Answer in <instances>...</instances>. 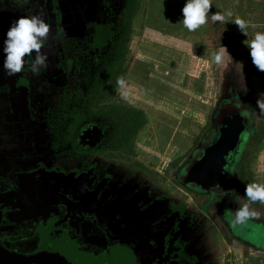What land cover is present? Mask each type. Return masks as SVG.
Here are the masks:
<instances>
[{"label": "rangeland", "instance_id": "1", "mask_svg": "<svg viewBox=\"0 0 264 264\" xmlns=\"http://www.w3.org/2000/svg\"><path fill=\"white\" fill-rule=\"evenodd\" d=\"M116 1L117 6L113 4ZM116 1L107 11L100 8L101 0H97L96 9L92 3V11L83 10L82 17L92 23L99 20L111 29L112 38L106 46L97 49L88 32L76 26H62L55 66L52 70L49 66L42 70L25 90L23 103L28 105V113L38 112L40 136L44 142L43 145L38 143L36 151L40 152L43 147L42 151L51 149L49 154L55 148L58 152L73 141L78 142L77 147L91 146L100 153V166L108 163L105 168L108 175L121 161L131 165L142 163L146 173L156 179L158 189L161 182L165 183L168 190L163 195L171 193L173 202L179 199L175 205L182 209L199 207L202 201L194 192L182 189L175 176L194 153L203 131L210 126L222 77L226 69L241 74L251 102L255 103L258 95L264 93V71L253 65L242 43L247 37L232 22L209 19L199 29L188 31L176 23L184 0ZM80 2V9H83V1ZM212 5L209 14L231 10L233 20L240 17L248 21L249 38L255 31H264V0H212ZM73 6L71 4V10ZM0 13V19L5 21L6 9H0ZM24 15V11H17L14 17ZM155 43L163 45L157 58L151 57L148 50ZM164 47L171 48L179 56H187V59L181 58L187 60L183 62L184 71L179 67L178 73L173 71L174 60L180 58L165 56ZM222 47L227 50L222 62H210L209 54ZM120 76L127 81L128 100L122 99L117 91L116 80ZM251 79L256 92L248 89L253 83ZM252 109L257 133L240 167L245 174L235 181L230 193L229 202L234 209L248 203L244 191L246 184L264 183V112L257 106ZM76 113L86 117L83 123L88 128L83 131L80 127L74 131L70 127ZM71 157L77 167L78 162L72 154ZM107 157L112 158L114 164L105 160ZM123 167L129 166L123 164ZM71 172L76 171L71 169ZM77 175L82 176L83 172ZM178 188L187 194L182 195ZM179 195L183 197L180 199ZM223 204L215 202L206 210L211 211L209 215H215L222 210ZM250 208L256 210L258 216L264 212V204L259 201L252 202ZM169 224H173L172 220ZM229 246L232 245L229 243ZM258 259L253 264H264V259Z\"/></svg>", "mask_w": 264, "mask_h": 264}, {"label": "flooded vegetation", "instance_id": "2", "mask_svg": "<svg viewBox=\"0 0 264 264\" xmlns=\"http://www.w3.org/2000/svg\"><path fill=\"white\" fill-rule=\"evenodd\" d=\"M82 1L83 9H80V0H0V9L7 11L4 13L6 20L0 19L4 22L0 24V40L5 38L12 21L17 19L14 17L17 11H24L26 15L39 12L49 25L50 19L53 18L54 31L49 34L47 47L42 49L48 53V66L52 70L56 63L62 26H76L78 30L88 32L92 45L96 24L103 29L108 27L99 20L92 23L88 18L82 17L84 8L92 11L90 4L93 3L96 9L97 0ZM114 1L116 0H101L100 8L107 11ZM132 1L134 0H130ZM71 4L75 6L72 10ZM113 4L119 5L118 1ZM109 41L106 40L102 47ZM94 47L102 48L95 45ZM2 59L0 56V66ZM40 74L42 73L32 74L27 69V64L25 70L14 76L7 75L0 67V264H116L110 253L119 243L108 238L101 222L103 220L98 219L101 211L88 210L83 194L99 198L107 190L109 183L115 180L117 170L122 169L123 164L130 163L118 161L119 165H113L112 168L116 170L111 169L108 175L105 174L108 163L100 166V153L91 146L77 147L71 142L69 147L59 149L58 152L55 151L58 148H55L49 154L51 149L42 151L43 147L37 152L38 143L44 144L40 136L39 115L38 112L28 113V105L23 103L26 98L23 96L25 90L30 88L31 82ZM240 75L233 70L230 73L226 69L218 91L220 94L217 106L209 120L210 126L203 131L194 153L186 159L175 176L182 189L194 192L202 201L197 210L219 232L222 246L228 249L226 258L224 254L225 264H253L258 258L260 261L264 259V212L262 216L250 218L243 224H235V209L229 202L233 184L245 174L240 167L244 154L251 148L257 133L252 109L256 107V101L251 102V94ZM253 83L251 82V88L248 89L256 92L257 88ZM242 86L245 89H242ZM85 120L86 117L75 124L73 118L71 129L74 131L80 127L79 130L83 131L85 127L88 128V125L83 123ZM242 123L246 126V131L232 156L227 181L221 186L218 183L210 184L217 177L209 179L204 176L206 171L195 169L202 150L218 143L222 149H228ZM71 154L78 162L77 167L71 162ZM31 158L33 160H30ZM107 158L105 160L114 164L112 158ZM141 164L130 165L133 170H144ZM71 169L76 172H71ZM80 172H83V175L77 177ZM107 175L109 177L104 179ZM200 175L213 181L201 182L198 179ZM182 189L183 195L187 194ZM215 202L224 204L222 210L216 212V216H211V211L206 208L211 209ZM175 227H179L178 222ZM187 238L188 236L178 238L173 253L176 242L169 240L171 245L166 248V259L176 253L178 259L186 264H196L197 257L187 254L184 249L189 242ZM228 242L232 246H229ZM120 246L133 253L132 245Z\"/></svg>", "mask_w": 264, "mask_h": 264}, {"label": "crops", "instance_id": "3", "mask_svg": "<svg viewBox=\"0 0 264 264\" xmlns=\"http://www.w3.org/2000/svg\"><path fill=\"white\" fill-rule=\"evenodd\" d=\"M162 46L157 43L150 46L148 50L151 57H159ZM163 53L170 58H180L174 60L176 67L173 71L178 73V67L184 71L183 62L187 63V60L182 61L181 58L187 59L186 55L183 57L180 54V57L179 53L172 52L171 48L167 47H164ZM126 165L129 167L117 170L115 180L109 183L107 190L99 198L83 194L84 204L88 210L101 211L98 219L103 220L101 222L108 238L119 243L110 253L115 263L186 264L178 259L176 253H174L176 256L171 255L167 259L165 253L166 248L171 245L168 243L169 240L176 242L172 249L173 253L178 238L188 236L189 242L184 249L187 254L197 257L196 264H225L224 254L226 258L228 249L222 246L219 232L197 207L193 209H182L180 205L178 207L175 204L180 202L179 199L173 202L171 193L163 195L168 190L164 187V182H161V188L158 189L156 179L149 176L145 169L133 170L131 165ZM178 190L183 195L181 189ZM182 195H179L180 199ZM171 218L173 224L170 225ZM176 222L179 227H175ZM120 245H132L134 254Z\"/></svg>", "mask_w": 264, "mask_h": 264}, {"label": "clouds", "instance_id": "4", "mask_svg": "<svg viewBox=\"0 0 264 264\" xmlns=\"http://www.w3.org/2000/svg\"><path fill=\"white\" fill-rule=\"evenodd\" d=\"M213 7L212 0H184L180 9V16L176 23L181 24L188 31H195L205 25L209 19L212 22H232L247 37L242 43L248 49L253 65L259 71H264V31H255L251 38L248 37L249 22L236 17L233 20L231 10L215 11L210 13ZM50 25L39 12L20 16L10 24L5 33L3 45L0 47L2 69L9 76L27 69L32 74H37L48 67V53L42 51L47 47ZM226 48L214 50L209 54L210 62L221 63ZM27 58V59H26ZM117 91L119 96L129 99L127 81L123 76L117 77ZM256 106L260 112H264V93H260L256 100ZM245 113L247 109L244 110ZM245 197L248 203L239 206L233 212L235 224H243L250 218L258 217L259 213L250 208L252 202L259 201L264 204V183L250 182L245 185Z\"/></svg>", "mask_w": 264, "mask_h": 264}, {"label": "water", "instance_id": "5", "mask_svg": "<svg viewBox=\"0 0 264 264\" xmlns=\"http://www.w3.org/2000/svg\"><path fill=\"white\" fill-rule=\"evenodd\" d=\"M55 22L54 19H50V33L54 31ZM3 39L0 40V47L3 45ZM241 120L243 119L240 116ZM246 131V126L242 123L240 130H237L233 136V141L229 144L228 149H222L220 143L211 145L202 150L198 165L195 169L199 171H206L204 176L212 179L216 178L214 182L213 180H208L204 176H198V179L201 182L215 184L218 183L219 186L224 185L225 181L228 179L229 168L232 161V156L236 152L237 145L239 140L241 139L242 134ZM194 169V170H195ZM199 174V173H198ZM223 177V178H222Z\"/></svg>", "mask_w": 264, "mask_h": 264}, {"label": "trees", "instance_id": "6", "mask_svg": "<svg viewBox=\"0 0 264 264\" xmlns=\"http://www.w3.org/2000/svg\"><path fill=\"white\" fill-rule=\"evenodd\" d=\"M112 32L111 30L107 27V29H103L101 26L96 24V30L94 33L93 41L94 45L97 47H102V44L107 40L111 39ZM75 124L80 123L82 120L85 119L84 115L82 113H76L75 116ZM74 145H76V142H72Z\"/></svg>", "mask_w": 264, "mask_h": 264}]
</instances>
